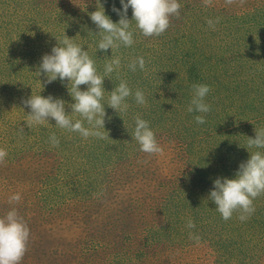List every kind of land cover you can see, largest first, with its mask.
Wrapping results in <instances>:
<instances>
[{"label":"trees","instance_id":"16d2710c","mask_svg":"<svg viewBox=\"0 0 264 264\" xmlns=\"http://www.w3.org/2000/svg\"><path fill=\"white\" fill-rule=\"evenodd\" d=\"M74 1L0 0V24L4 25L5 36L11 38L1 40L3 31L0 27V148L8 153L5 163L0 164V207L3 208L0 217L13 206L16 208L14 204L4 208L9 181L23 179L21 174L4 175V168L25 172L23 174H27L37 185L38 199L32 198L30 205L36 202L38 209L48 210L55 215L63 205L69 208L74 207L72 204H77L82 205L89 214L98 212L110 215L108 208H102L97 203L100 201V190L105 188L100 176L104 175L109 164L131 163L129 146L136 142L131 133L135 127L134 117L139 114L149 122L153 131L161 129L155 133L158 143L159 136L166 132L168 139L161 143L172 141V152L181 153L182 157L187 156L183 157V183L176 187L158 188L150 195L154 199L152 206L155 209L151 226L145 223V207L142 202L131 199L132 205L124 204L114 211L111 217L102 219L101 224H96L97 236L85 241V249L82 252L69 253L63 250L64 254H58V259H55L58 261L56 264H136L137 260L142 262L150 256L151 250L145 249V242L150 237L159 247L168 245L171 248V241L176 238L183 242L188 251L199 246L204 247L205 252L201 256L207 261L213 257L212 263L209 264L258 263L263 256V253L259 254V245L264 244V195L253 201L255 212L245 222L238 218L239 212H234L231 219L225 221L215 210L216 205L209 196L214 190V181L217 178H235L240 164L250 158V152H264V149H247L248 138L256 137L255 128H264V5L255 6L247 13H234L229 17L230 20H223L226 17H222L224 13L221 7L215 3L210 6L212 13L209 17L214 20L222 18L221 23L226 21L232 31L244 30L242 37L234 33V38L230 36V44L245 46L243 51H232L231 57H224L215 49L217 53L211 51L205 59L200 53L202 51L204 54V48L201 46L204 41L201 39L195 40L193 46L185 50L174 51L175 45H171L173 52L164 53L162 56L161 45L157 52L151 44L152 41L144 39L150 37H144L136 29L135 21H132L131 30L134 32L135 43L131 47L121 45L116 50L114 55L121 58V67L114 71L110 78L106 77L103 85L105 130L109 132L110 139H84L78 132L60 129L54 119L29 128L26 121L31 109L23 103L32 94H40L45 98L52 96L65 102L66 113L71 115L73 120L80 119L78 114L72 113L70 107L75 101L68 91L69 81L57 79L48 83L46 73L39 74L43 56L51 54L52 48L58 46V40H63L65 34L89 52L98 73L103 75L104 65L113 53L111 48L106 53L98 50L100 30L89 15L98 10L97 0H85L84 9H78L77 14L74 13V18L69 21L58 17L57 24L61 26L38 31L43 23L53 17L43 15L44 3L51 2L54 5L56 2L63 6L66 2ZM81 2L82 0H76L75 4L79 5ZM100 3L105 14L114 23H118L121 16L113 11V7L123 12L121 0H100ZM202 8L200 5V10H203ZM20 17L24 18L25 25L20 23ZM196 17L199 18L194 22L198 31L206 33L209 26L207 21L210 19L199 15ZM127 18L132 20L130 7ZM20 36L27 38V45H23ZM170 41L180 43L184 42V38L176 36ZM23 51L25 56L29 57V71L26 73V79L16 81L10 74H6L8 66L13 69L16 65L12 61V58L16 57L8 56H22ZM152 51L154 58L150 54ZM141 56L146 62L145 69L141 70L137 66L136 71H131L128 64ZM121 80L128 83L133 94L137 89L142 90L146 105H138L133 95L126 100L129 105L127 112L118 113L109 107L107 99L110 92ZM193 84L210 86L211 91L205 97L207 104L212 105L211 101L215 100V95L219 93L230 99V102L222 106L218 113H215L217 110L213 106L207 114L189 113L187 108L192 99ZM80 88L86 91L87 85H81ZM174 89L177 90L170 93ZM16 99L20 107L14 109ZM221 114L226 115L224 119ZM196 115H204L206 123L197 124L194 119ZM166 119L172 120L177 127L170 125L167 129ZM211 124L210 140L197 141V138L191 137L195 129H201V133L207 134ZM84 126L88 127L86 121ZM52 133H55L60 141L58 147H53L49 142ZM112 146L117 148V154L112 151L106 157L104 153L105 160H101L104 165L103 169H100L97 155L104 152V149H112ZM54 150L61 159H55L42 170H39L36 162L30 160L41 154L52 155ZM87 150L94 152V161H87L77 155L88 152ZM20 166L35 169V172L26 173L28 171ZM95 168L97 171H94ZM63 187H69L73 193L62 195ZM189 219L194 222V228L189 229L186 226ZM190 233L199 237V243L189 238ZM252 249L257 255H253ZM152 250L157 254L155 249ZM30 255L33 259L27 258L25 254L21 264H45L40 259H35V263L33 255ZM45 257L48 259V254H45Z\"/></svg>","mask_w":264,"mask_h":264},{"label":"clouds","instance_id":"9594fccd","mask_svg":"<svg viewBox=\"0 0 264 264\" xmlns=\"http://www.w3.org/2000/svg\"><path fill=\"white\" fill-rule=\"evenodd\" d=\"M236 0H225L226 5H232ZM243 5L246 0H239ZM123 12L113 7L121 18L114 23L105 14L103 5L97 0L98 10L89 13L92 22L100 30L101 39L98 42V50L105 53L109 48L112 50L111 59L104 65L103 75L99 74L95 61L89 56V52L83 47L75 44L72 38L66 34L63 40H58V46L52 48L51 54L42 58L39 74L46 73L47 82L69 81L67 85L70 96L75 103L71 104L72 113L78 114L80 119L73 120L72 116L66 113L65 102L62 99H55L52 96L47 98L42 95H34L23 101L26 107L31 109L28 114L27 125L29 128L34 125H43L49 119H54L56 126L70 132H78L81 137L88 139H110L109 132L105 130V104L104 80L110 78L111 74L121 67V58L114 55L121 45L131 47L134 41V32L131 30V22L135 21L136 29L144 37H159L170 27L171 18L177 19L181 14V5L178 0H121ZM206 7L213 4V0H203ZM129 7L132 9V20L127 18ZM209 27L215 30L212 20L207 21ZM215 23H219L217 18ZM145 59L134 58L128 67L136 71L137 66L145 69ZM87 85V90L82 91L80 86ZM211 88L206 84L192 85V99L187 108L189 113L197 112L207 114L211 111V105L205 103V97ZM138 105H146V97L142 90L137 89L133 94L128 83L121 80L118 86L110 92L107 105L118 113L127 112L129 105L126 103L128 97L133 96ZM197 124L206 123L204 115L194 117ZM84 121L88 127L84 126ZM135 127L131 133L133 140L139 144V150L148 155H161L163 148L156 139L155 132L151 129L147 120L142 119L138 114L134 117ZM23 133V129H20ZM256 137L248 138L247 149H264V128L257 130ZM53 147L59 146V139L55 133L49 137ZM250 158L242 162L235 178H217L214 181V190L210 192L209 199L216 205L221 217L228 221L234 212H239L241 222L247 221L255 212L253 201L264 195V152H250ZM8 153L0 148V164L5 163ZM20 193L11 195L9 204H16L21 201ZM189 229L194 228V222L189 219L186 225ZM30 237V229L19 215L16 208L9 210L3 217H0V264H21L26 252ZM190 239L199 243V237L190 233Z\"/></svg>","mask_w":264,"mask_h":264},{"label":"rangeland","instance_id":"374dc122","mask_svg":"<svg viewBox=\"0 0 264 264\" xmlns=\"http://www.w3.org/2000/svg\"><path fill=\"white\" fill-rule=\"evenodd\" d=\"M75 1L74 3L66 2V4L63 6L56 2H54V5L51 2L44 3L42 5V8L44 9L43 15L53 17H50L45 23H43L41 29L38 31L61 26L57 24L59 20L58 17L64 18L66 21L74 18L73 14H77L78 9L83 10L86 6L85 0H82L79 5L75 4ZM178 2L181 5L180 17L178 19L176 17L171 18L170 27L165 31V33L159 37L144 38L152 41L151 44L154 45V47L157 49V52L161 45L162 56L164 53L173 52L170 49L171 45H175L174 51L185 50L190 46H193L195 40L201 39L204 41V43L201 44L202 48H204V54L202 51H200V53L205 57V59L210 55L211 51L216 52L215 49L219 50L218 54H223L224 57H231L232 51L241 49L243 51L245 46L244 44L238 43L230 44V36L234 38V33V35L236 34L237 36L242 37L244 36V30H236V32L235 30L232 31L229 29V25L226 23V21L224 23H221V21L230 20L231 18L229 17L234 13H247L255 8V6L264 5V0H246L243 5L240 4L239 0H236V2L232 5H226L225 0H214L213 3L221 7V11L224 13L222 14V17H226L223 20L222 18H219V23H215L217 19L214 20L209 17V14L212 12L210 7L204 6L203 0H178ZM200 5H202L203 10H200ZM52 6L54 9H51ZM196 15H199V17L204 16L205 18L212 20L215 25V30L208 26L206 33L198 31V26L194 23L199 19L196 17ZM20 19V23L25 25L24 18L20 17ZM0 27L1 31H3L1 33V40L11 39L10 37L5 36L6 31L2 23L0 24ZM179 29L180 31L178 32ZM176 36L183 37L184 42L179 43L170 41L172 37ZM20 38L22 39L23 45H27V38L24 36H20ZM21 47L22 44L18 48V53ZM220 47L222 48L220 49ZM153 50L156 51L155 49ZM150 54L152 58H154L153 51ZM11 56L16 57V59L12 58V61L16 65L13 69L8 66L6 74H10V76L16 81H20L23 78L26 79V73L29 71L27 69V60L29 57L25 56L24 51L22 56L11 54L8 57ZM176 90L177 89H174L170 93H173ZM228 102H230V99H226L221 93H219L215 95V100L211 101V106L217 110L215 113H218L222 110L221 107ZM15 103L16 106H13V108H19L20 106L17 105L19 101L17 99L15 100ZM211 115L213 116V114ZM221 116V118L224 119L226 115L221 114ZM166 123L167 129L170 125H172L173 128L177 127V125L170 119H166ZM211 123L213 124V122ZM212 124L209 127L207 134L201 133V129H195L192 131L191 137L193 139L197 138V141L200 139L205 141L210 140L211 138L209 134L212 130ZM160 130V128H157L154 130V132L157 133ZM167 139L168 135L166 132H164L163 135L159 136V143ZM172 145V141L163 142L160 144V146L163 148V154L148 155L139 150V144L137 142L132 143L129 146L131 163L125 164L119 162L120 165L109 164L104 175L100 176V179L105 183V188L100 190V201L97 203L100 204L102 208H108L112 214L120 207H123L124 204L132 205L133 203L131 199H135V202H142L144 205L145 223L151 226V219L155 215V209L152 206L154 199L153 197H150V195H153L155 190L158 188L166 189V187L170 186L176 187L178 184H181L184 181L182 173V167L184 166L183 157L185 158L187 156L182 157L181 153L177 154L172 152ZM87 151L88 152H81L77 155L86 159L87 161H94V152L91 150ZM112 151L117 154L118 150L115 146H112V149H104V152L97 155V160H100L98 161V167L100 169H103L104 162L101 160H105L103 159L105 158L104 153H106V157H108ZM55 159L59 161L61 158L54 150L52 151V155L50 154L47 156V154H41L37 158L32 157L30 160L36 162L39 170H42L43 168L47 167V164H52ZM113 162L118 163L115 161ZM21 168L28 171L26 173L35 172V169L29 167ZM4 171V175L21 174L23 177L22 180L9 181L6 187V203L4 208L10 205L8 203V199L11 195L15 194V192L20 193L22 199L19 203L14 205L18 208V213H20L19 215L23 218L24 222L30 229V237L26 254L27 258L33 259L30 255L31 253L34 257L35 263V259H40V261L45 262V264H56L58 261L55 259H58V254H64L62 252L63 250L68 251L69 253L74 251L78 253L82 252L85 249V241H89L90 239L97 236L95 233L97 228L96 224H101L102 219L112 216L111 214L107 216L105 214H99L98 212H94V215L93 213L89 214L84 210L82 205L77 204H72L74 207L71 206L69 208L63 205L61 208H59L58 212L54 213L55 215L49 213L48 210L38 209L36 202H34L33 205H30L31 199L38 197V189L36 188L37 185L28 178L27 174H23L25 172H17L11 168H4ZM94 171H97V169L95 168ZM36 173L39 175L38 171ZM101 187L103 186H100V188ZM65 193L67 195H71L73 192L72 190H69V187H63L62 195ZM1 200L2 195L0 194V201ZM2 211L3 208L0 207V215ZM121 235L123 234H119V236ZM145 244L148 246H145V249L151 250L150 256L142 262L137 260L135 262L136 264L212 263L213 257L209 258V261H207L201 256L205 252L204 247L199 246L197 249L195 248L192 251H188L183 242L178 238L171 241V248H169L168 245H162V247H159V245L154 243L151 237L145 242ZM248 245H250V242H248ZM152 249H155L157 254L153 253ZM252 253L254 256L257 255V252H255L254 249H252ZM262 253V259L256 264H264V244L259 245V254ZM45 254H48V259H46ZM249 264L254 263L250 262Z\"/></svg>","mask_w":264,"mask_h":264},{"label":"bare ground","instance_id":"6f19581e","mask_svg":"<svg viewBox=\"0 0 264 264\" xmlns=\"http://www.w3.org/2000/svg\"><path fill=\"white\" fill-rule=\"evenodd\" d=\"M248 110V109H247ZM262 122V121H261ZM20 186V185H19ZM15 192V191H14ZM16 193V192H15ZM26 201V200H25ZM26 203V202H25ZM29 203V202H28ZM32 204V203H31ZM23 205V204H22ZM14 207V206H13ZM17 208V207H16ZM25 208V207H24ZM23 208V209H24ZM26 210V209H25ZM28 211V210H27ZM31 211H33V210H31ZM32 213V212H31ZM5 214V213H4ZM3 215V214H2ZM28 215V214H27ZM30 215V214H29ZM1 216V215H0ZM49 234V233H48ZM49 241V240H48ZM28 249V248H27ZM30 250V249H29Z\"/></svg>","mask_w":264,"mask_h":264}]
</instances>
